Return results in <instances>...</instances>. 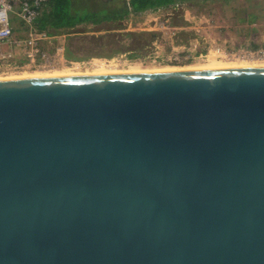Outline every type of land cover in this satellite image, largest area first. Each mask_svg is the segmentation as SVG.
I'll return each instance as SVG.
<instances>
[{
	"label": "water",
	"instance_id": "95a60500",
	"mask_svg": "<svg viewBox=\"0 0 264 264\" xmlns=\"http://www.w3.org/2000/svg\"><path fill=\"white\" fill-rule=\"evenodd\" d=\"M0 264H264V66L0 79Z\"/></svg>",
	"mask_w": 264,
	"mask_h": 264
},
{
	"label": "rangeland",
	"instance_id": "374dc122",
	"mask_svg": "<svg viewBox=\"0 0 264 264\" xmlns=\"http://www.w3.org/2000/svg\"><path fill=\"white\" fill-rule=\"evenodd\" d=\"M231 8L235 11H231ZM248 13L254 14L259 20L250 24L239 22L240 19H245ZM170 19L173 22L186 23L187 26H171ZM124 23L126 29L119 31V34L154 32L158 37L142 47L137 55L131 51L116 53L110 58L101 57L105 62L102 68L109 71L108 73L173 68L169 66L206 65L209 56L218 62L226 60L225 62H238L237 64L257 63V61L258 64L264 63V0H236L230 4V7L218 1L207 4H183L181 9L172 13L168 10H158L131 15ZM80 27L79 29L86 31L87 35L103 34V32L102 34L92 32L95 28L90 26ZM121 43L129 48L130 42L125 36ZM253 46L257 48L253 49ZM115 47L117 48L118 45ZM185 55L190 56L187 64L169 62L172 56L181 58ZM94 59L100 57L71 60L74 62L72 71L79 74L97 73V68L92 63ZM0 77H11V75L0 73Z\"/></svg>",
	"mask_w": 264,
	"mask_h": 264
},
{
	"label": "trees",
	"instance_id": "16d2710c",
	"mask_svg": "<svg viewBox=\"0 0 264 264\" xmlns=\"http://www.w3.org/2000/svg\"><path fill=\"white\" fill-rule=\"evenodd\" d=\"M217 1L230 7L236 0H50L38 19L37 26L41 30L67 36L66 57L69 60L110 58L116 53L131 51L137 55L142 47L155 41L158 34L154 32L119 34V31L126 29L124 22L131 15L168 10L176 4H207ZM231 11L235 9L231 8ZM256 20H259L258 17L248 13L246 18L240 19L239 22L250 24ZM170 25L187 26L186 23L173 21ZM80 26H90L95 28L92 32L103 34L87 35L86 31L79 29ZM77 34L80 36H76ZM123 36L130 42L129 48L121 43Z\"/></svg>",
	"mask_w": 264,
	"mask_h": 264
},
{
	"label": "built area",
	"instance_id": "2783aa9c",
	"mask_svg": "<svg viewBox=\"0 0 264 264\" xmlns=\"http://www.w3.org/2000/svg\"><path fill=\"white\" fill-rule=\"evenodd\" d=\"M50 0H0V73L53 70L74 62L66 57V35L41 30L37 21ZM176 4L168 11H176ZM165 28V26L163 27ZM201 57V56H200ZM158 57L156 56L155 59ZM190 56H172L169 62L187 64Z\"/></svg>",
	"mask_w": 264,
	"mask_h": 264
},
{
	"label": "bare ground",
	"instance_id": "6f19581e",
	"mask_svg": "<svg viewBox=\"0 0 264 264\" xmlns=\"http://www.w3.org/2000/svg\"><path fill=\"white\" fill-rule=\"evenodd\" d=\"M209 57L207 58V64L206 65H191V66L186 65L187 67L186 66H184V67L169 66V67H173V68L160 69V70L153 69V70H132V71L138 72V71H161V70H183V69H206V68L264 66V63L258 64V61H257V63H243V64L239 63V64H237L238 62L237 63H230V62L228 63V62H225L226 60L218 62L215 60V58L211 59ZM92 63H93V66L97 68V73H108L109 72V71H105V69L102 68L105 62H104V60H101V58L100 59H94ZM111 72H114V71H111ZM128 72H130V71H128ZM74 74H79V73L73 72L71 67H64L62 69L51 70V71H35V72H30V73L29 72H22V73L19 72V73H15V74H9V75H11V77H2V78L0 77V79L19 78V77H33V76L74 75Z\"/></svg>",
	"mask_w": 264,
	"mask_h": 264
}]
</instances>
